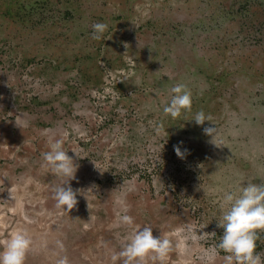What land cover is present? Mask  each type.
<instances>
[{"label":"rangeland","instance_id":"rangeland-1","mask_svg":"<svg viewBox=\"0 0 264 264\" xmlns=\"http://www.w3.org/2000/svg\"><path fill=\"white\" fill-rule=\"evenodd\" d=\"M97 22L108 25L100 40ZM177 84L192 110L173 119L163 108ZM200 111L219 147L210 122L192 121ZM49 138L86 157L71 185L92 190L70 213L42 167ZM248 182L264 183V0H0V242L27 231L25 264H123L112 256L131 229L117 226L118 200L133 227L174 246L180 229L209 233L165 261L206 264L223 193Z\"/></svg>","mask_w":264,"mask_h":264},{"label":"clouds","instance_id":"clouds-1","mask_svg":"<svg viewBox=\"0 0 264 264\" xmlns=\"http://www.w3.org/2000/svg\"><path fill=\"white\" fill-rule=\"evenodd\" d=\"M92 38L100 40L108 30V25L103 22L92 24ZM128 44L125 47L128 48ZM173 94L170 102L163 108L166 115L173 119L181 116L183 112L192 110V94L190 89L184 84H177L171 88ZM197 125L203 126L205 122H210L208 127L203 128L205 135L210 137V143L216 147L217 130L212 123V117L206 116L203 111L197 112L194 119ZM17 126L23 128L19 121ZM183 142L174 145V151L180 159H184L188 150L181 148ZM49 151L42 153L44 163L42 167L51 171L60 181L53 188L54 199L57 208H63L70 213L78 205V195L91 191L84 189H73L71 181L76 180V173L79 164L76 162L81 157L79 152L71 150L73 156H70L64 149L62 139L49 138ZM96 169L103 173L95 162L92 161ZM11 197L12 189H9ZM88 200V199H87ZM117 204L120 210L116 214L117 226H127L131 229L130 233L124 238L122 249L119 253L112 256L115 262L122 259L123 264H147L148 260L159 261V264H165L167 257L171 252L187 251L186 241L196 242L205 239L209 233L200 232L197 234L191 228L185 232L184 229L178 230L183 233L177 240L175 246L170 238L162 233L159 236L153 234L151 226L143 228L133 227L134 219L128 214L129 206L123 201L118 200ZM221 216L217 220V227L223 229V235L220 236L219 243L205 252L204 259L206 264H213L219 252L225 253L226 264H264V253L257 251V241L260 239V233H264V183L248 182L235 192H224L220 200ZM88 208L91 212V205L88 202ZM90 219H93L92 215ZM212 232V235H215ZM57 246L63 250L64 244L57 241ZM3 245L0 250V264H25L27 254L32 251L34 242L27 231H14L10 238L0 242ZM56 264H70L69 258L65 255L60 257Z\"/></svg>","mask_w":264,"mask_h":264}]
</instances>
